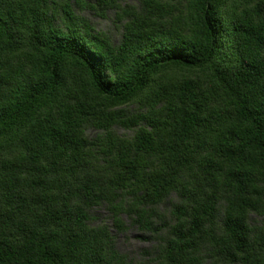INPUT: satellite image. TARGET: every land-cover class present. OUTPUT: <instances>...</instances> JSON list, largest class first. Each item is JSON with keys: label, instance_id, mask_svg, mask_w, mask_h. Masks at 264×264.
I'll return each instance as SVG.
<instances>
[{"label": "trees", "instance_id": "16d2710c", "mask_svg": "<svg viewBox=\"0 0 264 264\" xmlns=\"http://www.w3.org/2000/svg\"><path fill=\"white\" fill-rule=\"evenodd\" d=\"M0 264H264V0H0Z\"/></svg>", "mask_w": 264, "mask_h": 264}, {"label": "rangeland", "instance_id": "374dc122", "mask_svg": "<svg viewBox=\"0 0 264 264\" xmlns=\"http://www.w3.org/2000/svg\"><path fill=\"white\" fill-rule=\"evenodd\" d=\"M124 1L133 2V0ZM76 11L81 15L88 17L97 29L110 33L115 40L120 39L121 29L114 22L113 11H109L107 17L97 16L88 9L76 8ZM121 132L126 133L124 130H121ZM106 215V210L100 209L97 212L96 222H106L111 224L110 221L106 220ZM117 246L122 252L137 257L143 248L150 246V243L147 240L141 238V233L137 229H130L126 233L119 234L117 236Z\"/></svg>", "mask_w": 264, "mask_h": 264}]
</instances>
